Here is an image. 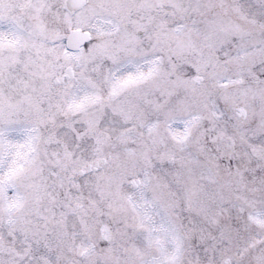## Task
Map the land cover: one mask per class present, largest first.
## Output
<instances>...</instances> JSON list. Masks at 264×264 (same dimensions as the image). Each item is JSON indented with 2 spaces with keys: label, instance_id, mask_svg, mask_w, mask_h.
Here are the masks:
<instances>
[{
  "label": "snow or ice",
  "instance_id": "6c2138e0",
  "mask_svg": "<svg viewBox=\"0 0 264 264\" xmlns=\"http://www.w3.org/2000/svg\"><path fill=\"white\" fill-rule=\"evenodd\" d=\"M0 264H264V0H0Z\"/></svg>",
  "mask_w": 264,
  "mask_h": 264
}]
</instances>
